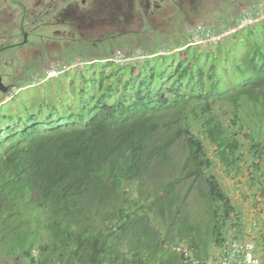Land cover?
Masks as SVG:
<instances>
[{"label": "trees", "instance_id": "16d2710c", "mask_svg": "<svg viewBox=\"0 0 264 264\" xmlns=\"http://www.w3.org/2000/svg\"><path fill=\"white\" fill-rule=\"evenodd\" d=\"M242 26L232 49L218 42L210 43L216 50L191 52L189 42L169 55L158 45L151 53L121 51L123 59L103 60L91 86L78 89L75 82L86 79L81 67L55 103L0 112L4 257L184 264L176 244L196 229L187 202L194 181L205 185L210 240L221 247L237 215L209 149L233 170L241 161L256 170L264 163V19ZM179 145L181 162L172 151ZM258 183L264 192V178Z\"/></svg>", "mask_w": 264, "mask_h": 264}, {"label": "rangeland", "instance_id": "374dc122", "mask_svg": "<svg viewBox=\"0 0 264 264\" xmlns=\"http://www.w3.org/2000/svg\"><path fill=\"white\" fill-rule=\"evenodd\" d=\"M179 1L181 0H178V2ZM184 1L183 7L180 10L176 9L174 6H167L166 11H164L166 12L165 14H168L167 21L164 24L158 23V25H154L150 28L138 23L132 25L120 23V20L116 18L117 13L113 12V16H109L110 20L108 22L106 21L104 25L101 23L106 31H103L106 35L103 42H93L91 43L92 46H85V44L79 43L71 45L70 50L68 46L67 52H54L52 56L56 57L59 56V53H62V56H65L66 59H64L65 61L61 60L58 62V60H55L51 62L49 66L47 65L45 71H42L40 68V71L33 73V67L38 65L37 59H25L23 62L26 69L22 75L16 74L17 78L15 81L21 83L19 86L26 85V81H28L27 83L29 85L21 89H15L11 91L6 98H2V102H0V112H18L23 109L24 103H29L31 105L36 104V106L38 103L46 100L55 103L56 100L61 97L60 92L65 93L69 90L68 87L70 86L69 82H71V76L75 77L73 80L76 81L81 67H83L82 70L86 79L85 81L78 79L75 82L77 83L78 89L81 85L91 86V79L94 76L99 77L100 75L101 67L104 64L103 60L109 56L120 54L121 51L125 52V50H130L136 55L142 51L151 53L154 51V45H158L161 53L168 55L174 53V51L179 50L177 46L184 44L187 46V43L191 41H189L190 34L187 32V29L191 28L196 22H202L207 26L215 28L216 31L223 36L220 41L221 47L232 49L235 41L239 42L243 40L240 39V37L244 36L245 33L236 32L243 27V24L238 21L233 22V19H236L238 15L237 12H240L237 10H242L240 7L244 1L241 2L240 6L233 2L237 0ZM248 2H252V4L243 11L242 15L251 12L253 15L252 22L263 20L264 0H248ZM94 15L96 16L97 14L94 13ZM185 18L188 20L190 19V21L187 22L184 20ZM95 22L96 21L93 23ZM230 22H233L234 25L230 26ZM190 23L194 24L187 28V24ZM91 25L88 28L90 32H93L95 28L92 30ZM96 25L99 26L100 22ZM207 44L208 43L205 42L198 45L190 43L189 46H191V52L193 49L198 51L216 50V48H212L210 43ZM144 47H148L150 50H143ZM234 51L245 53L246 48L237 46L234 47ZM228 60L229 58L224 59L221 54L219 62L230 70L231 64ZM91 64L92 66H90ZM58 65L61 67L57 69L55 66ZM54 69L57 75H54V77H47V72H50L48 75H52ZM69 93L72 94L71 92ZM75 96L76 95L73 97ZM263 128L264 122L262 123V129ZM205 142L207 143L206 140ZM207 146H209V144H207ZM172 151L176 160H183L184 149L182 145L174 147ZM208 154L214 159L212 172L218 178L222 188L230 198L237 215L236 218H234L235 225H231L228 228L226 241L230 240L235 235H241L243 239L254 238L259 240V238L264 235V192L259 189L258 181L259 178H264V163L262 166L263 170H256L252 164L241 161L239 168L233 170L230 167H224V165L218 161V158L215 157V152L211 148ZM244 156L248 157L245 151ZM190 182L191 179H187L184 187ZM134 186H136V184H134ZM205 191L206 188L204 184H199L197 181L192 182V189L187 202L188 212L196 229L191 234L184 237L183 240H179L176 244L177 250L188 248L186 245L191 244L196 246L195 249L197 253L200 254L199 256H205L207 254L214 255L220 250V247L211 243L210 240L209 233L211 223L207 216V206L203 198V192ZM167 221L168 219H165L164 223ZM173 240L177 241V237L174 236ZM127 246L128 244H126L125 247ZM188 250L190 249L188 248ZM35 255H38L37 251H35ZM16 256L15 254L6 258L3 252L0 251V264H26L23 257L18 256V258H16Z\"/></svg>", "mask_w": 264, "mask_h": 264}, {"label": "flooded vegetation", "instance_id": "af4514ba", "mask_svg": "<svg viewBox=\"0 0 264 264\" xmlns=\"http://www.w3.org/2000/svg\"><path fill=\"white\" fill-rule=\"evenodd\" d=\"M242 1L244 2L241 5ZM184 2V0L179 2L178 0H0V102L11 91L29 85L26 81V85L19 86L21 83L15 81L16 74L22 75L26 69L23 62L25 59H37L38 65L33 67V73L40 71V68L45 71L51 62L66 59L62 53L56 57L52 56L54 52H67L68 46L70 50L71 45L79 43L92 46L93 42H103L106 31L102 24L110 20L109 16H113V12L117 13L116 18L120 23L128 25L138 23L150 28L167 21L168 14L164 12L167 6H174L180 10ZM233 2L238 6L241 5L242 8L237 10L240 11L237 17L252 4L248 0ZM94 13L97 15L95 16ZM184 20L190 21L186 18ZM94 21L96 22L93 23ZM98 22H100L99 26L96 25ZM193 24H187V28ZM90 25L92 30L95 28L93 32L89 31Z\"/></svg>", "mask_w": 264, "mask_h": 264}, {"label": "built area", "instance_id": "2783aa9c", "mask_svg": "<svg viewBox=\"0 0 264 264\" xmlns=\"http://www.w3.org/2000/svg\"><path fill=\"white\" fill-rule=\"evenodd\" d=\"M252 21L251 12L243 14L240 19L242 24H249ZM187 32L190 34L189 41L191 40L190 43L193 44L203 42L215 44L220 42L223 37L215 28L202 22L195 23ZM115 57L118 60L123 59L122 54H117ZM55 67L58 69L61 66ZM55 69L52 75H48L50 72H47V77L57 75ZM219 249L217 254L207 256H196L188 248L181 249L184 257L183 262L184 264H264V240L262 239H243L238 235V237L234 236L226 241Z\"/></svg>", "mask_w": 264, "mask_h": 264}]
</instances>
